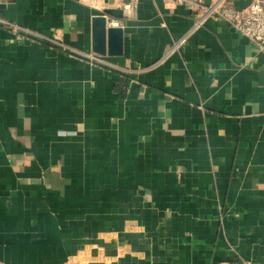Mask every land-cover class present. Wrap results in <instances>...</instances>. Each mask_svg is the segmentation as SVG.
<instances>
[{"label":"crops","instance_id":"0c3cea01","mask_svg":"<svg viewBox=\"0 0 264 264\" xmlns=\"http://www.w3.org/2000/svg\"><path fill=\"white\" fill-rule=\"evenodd\" d=\"M2 3L0 19L85 52L103 16L123 31L109 61L141 72L104 73L0 26V264H264L253 44L217 17L194 30L173 0Z\"/></svg>","mask_w":264,"mask_h":264},{"label":"built area","instance_id":"2783aa9c","mask_svg":"<svg viewBox=\"0 0 264 264\" xmlns=\"http://www.w3.org/2000/svg\"><path fill=\"white\" fill-rule=\"evenodd\" d=\"M3 0H1L2 3ZM86 3L90 8L99 10L103 0H81ZM138 1V0H134ZM171 0H160L162 4ZM178 5L189 6L195 18L193 29H198L212 17H217L226 22L233 30L240 36L253 44L258 53L264 55V0H251L249 6L245 9L238 7L239 0H218L216 2L207 4L205 0H173ZM110 26L118 28V24L110 22ZM0 26L7 28L14 34L17 40L36 39L37 41L44 42L50 46H59L63 51L68 53V56L74 57L80 61L85 62L91 67L101 70L104 73L115 74H136L140 73L141 69H128L116 66L109 61L108 57H102L92 52H85L83 50L69 49L55 41L54 39L44 38L38 34L28 31L24 28L17 27L0 19ZM187 38H183L176 42L173 47L165 54L160 60L162 63L165 59L176 52L187 49ZM144 71V70H142ZM216 82L213 80L209 84V88H213ZM224 217L221 218V221ZM222 224V222H221ZM218 264H254L248 260H235L233 262H222Z\"/></svg>","mask_w":264,"mask_h":264},{"label":"water","instance_id":"95a60500","mask_svg":"<svg viewBox=\"0 0 264 264\" xmlns=\"http://www.w3.org/2000/svg\"><path fill=\"white\" fill-rule=\"evenodd\" d=\"M7 7L4 3L0 4L2 9ZM109 23L103 16L92 18L91 52L102 57L117 58L123 53V31L121 28L108 26Z\"/></svg>","mask_w":264,"mask_h":264}]
</instances>
